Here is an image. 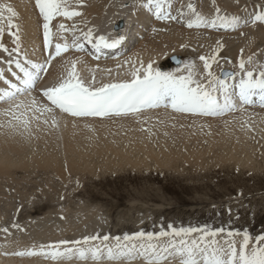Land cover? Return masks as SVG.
<instances>
[{
	"label": "bare ground",
	"instance_id": "1",
	"mask_svg": "<svg viewBox=\"0 0 264 264\" xmlns=\"http://www.w3.org/2000/svg\"><path fill=\"white\" fill-rule=\"evenodd\" d=\"M185 1L0 0L2 17L0 22V59H4V61H0V108L4 107L3 110L7 111L8 109V112L9 109L19 108L18 113L12 112L14 114H10L9 118H4L0 123V223L8 224V214L11 215V219H17L18 214L14 210L15 203H25L28 207L25 206L26 209H23V212L28 214H33L34 211L38 212L42 207L44 208V206L37 205L32 210L35 193L33 194L30 190L38 191L41 197L50 200V202L54 200L58 202V197L65 191H61L63 185L68 183V175L64 174L63 170L65 169H62V164H59L61 161L58 159L61 158H58L57 153L51 149L56 146H54L55 138L58 135L67 139L64 145L65 154L71 158L68 161L70 163L68 167L71 172H76L82 170L81 164L76 165V163L80 162L82 156L84 158L82 160H85L76 134L83 129L89 133L94 132L91 128L95 123L110 121V124H114L113 121L124 122V119L126 121V118L132 116L152 114V112L162 113L164 110L169 113L177 112L186 116L185 118H188V114L193 115L192 117L203 118L214 116L228 108L230 110L231 106L235 108V105L242 108H264V42L257 49L258 55L249 54L246 56L247 58H243L237 51L234 41L226 44L219 40L223 36L234 37L235 34L200 35L204 38L199 41L209 45L207 51H211L210 47H214H212L211 53L213 56H217L215 55L216 50L222 45L226 49L224 54L227 57L220 60L209 58V63L205 61V58L200 57V63L195 66L198 72L195 81L182 78L190 72L194 63L193 61H183L181 58L178 63L173 62L172 57L177 59L179 57L171 53V50L182 44L192 45L195 35L193 36L192 32L188 30H182L165 23L188 21L178 18L183 16L181 6ZM196 1L199 2L204 14V27L209 25V17L213 15L209 14L212 12L209 5L213 9L225 5L235 15H239L240 4L237 1ZM41 6L44 7L45 13L40 8ZM191 10L195 12V6ZM173 17H177V19ZM214 19L216 20V18ZM233 20L236 22L239 19L233 17ZM229 21L226 22L229 25H223L224 23H215L212 20L213 23L210 24L209 29L227 30L237 27L235 22L230 24ZM237 23L239 26L241 22ZM254 25L261 26L259 22ZM196 26L201 27L192 25L191 29L195 30ZM11 27L15 31L12 33L13 35L9 33ZM87 29L89 31L86 33ZM106 30L108 33L105 32ZM46 32L50 34L51 44L45 50L44 33ZM263 33L264 31L259 30L251 34L243 43L242 51H247ZM91 35L95 37L92 39H96V43L98 42L100 46L108 45L105 41L113 38L121 39L123 46L130 45L120 55L113 52L104 57L94 58L87 53V48L84 50L82 48L83 44L87 47L90 46L88 42L91 41L89 38ZM56 44L60 45L56 46ZM61 45H66L67 48H62ZM187 50L189 55L191 48L187 47ZM45 66L46 69H43ZM223 70H227L229 73L222 76ZM153 76L158 79L154 104L147 105L146 109L148 110L146 111L139 110L133 114L98 117L80 115L78 111L73 113L67 110L56 93L60 87L70 84L72 81H78L88 90L97 92L116 83ZM31 81H34L33 86L28 85ZM167 91L169 95H173L170 99H167L168 96L165 95ZM238 93L243 95L241 99L237 98ZM246 93L253 96V102H248L245 99ZM256 108H249L226 116L225 118H230L232 121H228L229 123L226 121L220 130V137L212 140V143L221 146L222 149H228L229 153H234L239 149L246 150L248 132L244 126L246 124L261 126L264 123V111ZM3 110L1 109L0 113ZM8 112L7 114H9ZM247 115L255 117L245 121ZM209 123H219V120L212 121L210 119ZM108 124L109 122L104 125L102 133L99 132L102 134L101 136H105L103 135L104 130L108 134V129L114 128L112 124H109L110 126ZM114 125L119 126V123ZM120 125L122 126V123ZM129 127L126 129L128 130ZM132 128L130 129L132 130ZM117 134L119 133L115 135ZM166 140L160 137L159 145ZM136 145H138L137 142ZM97 147L92 146L93 149ZM108 149H111L110 145ZM86 152L84 151L88 156ZM88 160L86 157V161ZM35 166L48 167L43 173L45 175H42L39 180L31 181L29 178L32 179L34 173L30 171ZM14 169L24 170L26 175L20 176L21 179H16L13 175ZM41 170L43 172V169ZM49 171L56 175V179H52V175L47 176ZM36 172L38 173V171ZM67 193L65 194L67 195ZM65 194L63 193V197L66 199L68 195L65 196ZM60 204L62 205V203ZM79 205L70 215L66 214L69 211L68 205L67 207L57 206L52 212L49 211L46 215L53 214L51 226L48 221H44L40 222L37 227L28 229L23 223L31 221L34 214L20 223L23 225L7 229L0 234V264H230L232 259H234V264H244V262L253 259L254 250L262 251V254L258 252L255 259L257 264H264V246L261 245L260 249L259 246H255L254 250L243 249L244 247H240L242 242L240 239V241H235V244L241 249L236 260L233 254L227 258L229 260L226 258L217 259L221 253L231 251L226 244L219 245L221 240L217 237L208 245L209 247L213 245L214 251L195 250L187 239L183 241L179 239L178 244L171 246L167 242L164 243L163 239L156 243L155 239L140 238L127 241V244L122 246L123 248L120 247L122 245L120 240L111 239V241L113 240L112 245L103 246L101 245L103 240L95 241L89 235L94 230L89 226V222L98 220L99 214L94 208L79 207ZM45 226L47 227L45 228ZM84 226L86 227L83 229ZM144 230L138 228L136 232L147 233V230ZM182 237L181 235L178 238ZM180 243L188 245L182 249ZM40 253L56 257L49 258L41 256ZM196 254L202 258L196 259ZM186 257L187 259H184Z\"/></svg>",
	"mask_w": 264,
	"mask_h": 264
},
{
	"label": "rangeland",
	"instance_id": "2",
	"mask_svg": "<svg viewBox=\"0 0 264 264\" xmlns=\"http://www.w3.org/2000/svg\"><path fill=\"white\" fill-rule=\"evenodd\" d=\"M233 1H237L240 4L238 8L239 15H235L225 5L217 7L216 9H213L209 5V9L212 11L209 14L213 15L209 17V25L206 26L207 28L203 25L204 14L199 2L196 0H186L181 6L183 16H179L178 18L188 21L182 23H165L166 25L179 27L182 30H188L192 32L193 36L195 35V40L192 45L189 44L187 46V44H182L171 50V53L177 55L179 60L193 61L194 63V67L182 78L195 81L198 73L195 66L200 63V57L205 58V61L208 63L209 58L220 60L227 57L224 54L226 49L222 45V47L220 46L216 50V53L214 52L217 56L211 54L213 46L210 47L211 51H207L209 45L203 41H199L204 38L202 37L204 34H235L234 37L223 36L219 40L226 44L234 41L237 45V51L243 58L249 54L252 56L258 55L257 49L264 42V33L259 35V38L247 51H242V47H244L243 43L251 34L259 30L264 31V0ZM194 6L196 8L195 12L191 10ZM40 8L44 11L43 6ZM233 17L239 20L235 22ZM1 18L0 14V22L2 20ZM173 18L177 19V17ZM212 20L215 23H224L223 25H229L226 22L230 20V24H234L235 22L237 27L227 29L228 31L226 29H209L210 24L213 23ZM238 21L243 25L240 23L238 26ZM256 22H259L261 26L254 25ZM249 23L252 24L249 25ZM192 25H200L201 27L196 26V29L198 28L196 31V29H191ZM78 31L81 32L80 29ZM88 31L89 29L86 30V33ZM13 32H15L14 28L11 27L9 30L10 35H13ZM105 32L108 33L107 30ZM89 38L92 41L94 40L92 38L95 37L91 35ZM187 47L191 48L189 55ZM46 66L43 69H46ZM231 107L232 109L230 110L228 108L219 114L203 118L199 116L192 117L193 115L191 116V114H188V118H185L186 116H182V114H178L177 112L169 113L165 110L162 113L152 112V114L146 113L136 117L132 116L126 118L127 122L125 119L124 122L113 121L114 124L119 123V126L111 123L114 128L110 127L111 129H108L110 134L109 132L107 134L106 130H104L103 135L105 136H101V133L103 132L104 125L108 122L110 124V121L107 123L102 121L99 122L100 124L95 123L96 125H93L97 127L95 128L93 126L91 128L94 132L89 133L86 129H83V131L80 130L76 134L81 152L85 157V160H82L84 159L82 156L80 162L75 161L79 162L76 165L81 164L82 167V170H77L76 172H71L68 167L70 164L68 161L71 158H68L65 154L64 145L67 139L58 135L55 138L54 146H56L51 149L57 153L58 158H61H57L61 161L59 164H62V169H65L63 170L64 174L66 176L68 175V183H66L68 185H63L61 189V191L65 190L66 192L64 191L59 197L57 196L58 202L54 200L52 203L50 200L41 197L38 191L29 189L33 194L35 193L32 210L37 205L40 207L44 206V208L42 207L38 212L34 211L33 214H28L23 212V209L28 207L25 203H15L16 208L14 210L18 214V217L14 220L8 214V224L3 225V223H0V234L7 229L19 227L23 224L28 229H32L37 227L40 222L48 221L49 226H51L53 223V214L46 215L49 211L52 212L57 206L67 207L68 205L69 211L66 214L70 215L75 207L78 208L80 204L81 206L79 205V207L94 208L99 214L98 220L89 222V226L94 228L89 235L95 241L103 240L101 242L103 246L112 245L113 240L111 241V239L120 240V243H122L120 247L126 245L127 241L140 238L144 240L155 239L156 243H159L163 239L162 241L164 243L167 242L171 246L178 244L179 239L180 241L187 239L195 250L203 249L206 251H214L212 249L213 245L210 247L208 245L210 241L217 237L221 240L219 245L226 244L231 250H225L229 251L226 253L219 251L221 253L217 257L219 260L224 258L229 260L227 258H230L229 256L232 254L235 255L236 260L241 252V246L244 247L243 249L250 248L251 250H254L253 248L255 246H259L260 249L261 245L264 246V123L261 126L246 124L244 127L248 132V147L244 151L239 149L234 153H229L228 149H222L221 146L212 143V140L220 137V130L226 121H232L230 118L227 119L225 117L234 115L238 111L256 108H242L236 105L235 108L233 106ZM3 108H0V110H3ZM18 109V107H15L13 110L9 109V112L8 109L7 111L4 109L1 112L2 114L0 113V123L4 118L7 119L12 114L18 113ZM256 109H262L264 111V108ZM146 110L148 109L143 111ZM253 116L247 115L245 121L253 119L255 117ZM210 119L212 121L218 119L219 123L211 124L209 123ZM121 123L122 126L120 125ZM128 127L129 129L134 128L127 130L126 128ZM111 133L113 134L111 135ZM116 133L123 135H115ZM99 135L100 138H98ZM160 137L165 140L167 139L166 141H162L163 145H159L158 140ZM136 142L138 145H136ZM97 144L100 147L99 149ZM109 145L111 149H108ZM92 146L97 147L94 148L96 151H93ZM62 151L64 156L62 155ZM84 151H87L86 153L89 158L85 155ZM99 153L102 156L98 155ZM86 157L89 159L88 161H86ZM47 167L35 166L32 170L29 169L31 170L30 172L34 173L32 179H29L31 181H34V179L39 180L42 175H45L43 173ZM84 168L85 170H83ZM41 169H43V172ZM36 174L39 175L37 176ZM47 174V176L52 175V179H56V175L51 171ZM13 175H15L14 177L16 179H21L26 173L24 170L14 169ZM63 193H67L68 197L66 199L63 197ZM67 195L65 194V196ZM64 199L67 205L64 203ZM59 200L62 201L60 202ZM57 203H62V205H58ZM33 215L34 217H31V221L23 223L25 218ZM138 228L145 229L144 231L147 230V233L136 232ZM181 235L183 237L178 238ZM239 239L242 240L240 247L235 244V241H240ZM179 245L183 249L188 244L183 245L180 243ZM179 250L181 249L179 248ZM253 252L255 254L253 259L244 262V264H254L258 252L262 254V251L259 250L257 252L254 250ZM40 255L49 258L56 257L44 253H40ZM195 257L196 259L202 258L198 254ZM184 259H187V257ZM222 262L224 263V261Z\"/></svg>",
	"mask_w": 264,
	"mask_h": 264
},
{
	"label": "water",
	"instance_id": "3",
	"mask_svg": "<svg viewBox=\"0 0 264 264\" xmlns=\"http://www.w3.org/2000/svg\"><path fill=\"white\" fill-rule=\"evenodd\" d=\"M172 61L175 62V63H178L180 60L177 59L176 57H172ZM228 73H229V71H227V70H223V71H222V76H225V75H227Z\"/></svg>",
	"mask_w": 264,
	"mask_h": 264
}]
</instances>
